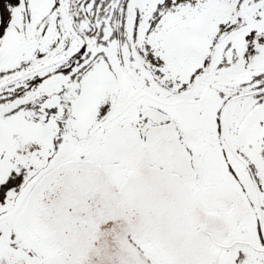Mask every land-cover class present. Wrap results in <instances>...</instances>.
<instances>
[{
    "label": "snow or ice",
    "instance_id": "obj_1",
    "mask_svg": "<svg viewBox=\"0 0 264 264\" xmlns=\"http://www.w3.org/2000/svg\"><path fill=\"white\" fill-rule=\"evenodd\" d=\"M0 264H264V0H0Z\"/></svg>",
    "mask_w": 264,
    "mask_h": 264
}]
</instances>
